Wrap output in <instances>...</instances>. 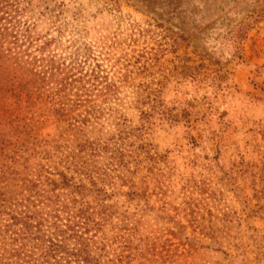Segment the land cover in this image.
Listing matches in <instances>:
<instances>
[{
	"label": "rangeland",
	"instance_id": "obj_1",
	"mask_svg": "<svg viewBox=\"0 0 264 264\" xmlns=\"http://www.w3.org/2000/svg\"><path fill=\"white\" fill-rule=\"evenodd\" d=\"M6 2L55 75L0 77V264L49 197L90 206L101 264H264V0Z\"/></svg>",
	"mask_w": 264,
	"mask_h": 264
},
{
	"label": "trees",
	"instance_id": "obj_2",
	"mask_svg": "<svg viewBox=\"0 0 264 264\" xmlns=\"http://www.w3.org/2000/svg\"><path fill=\"white\" fill-rule=\"evenodd\" d=\"M13 12L12 5L0 0V77L6 85L16 88L18 75L28 76L29 73L46 80L51 73L55 74L52 67L27 68L31 63L25 61V51H16L18 47L22 48V30ZM258 13H264V5ZM35 64L36 61L32 65ZM67 80L62 78L60 83L64 85ZM22 87L26 88V85L22 83ZM57 201L49 197L50 205L57 206L51 211L26 205L23 209L6 212L3 225L12 243L11 256L19 264H101L102 254L97 250L104 249L98 247L91 235L98 223L90 206L77 199L63 205Z\"/></svg>",
	"mask_w": 264,
	"mask_h": 264
}]
</instances>
